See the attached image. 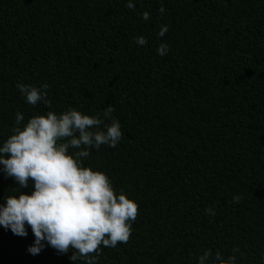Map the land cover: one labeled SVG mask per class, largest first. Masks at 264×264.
Returning <instances> with one entry per match:
<instances>
[{
  "label": "trees",
  "instance_id": "trees-1",
  "mask_svg": "<svg viewBox=\"0 0 264 264\" xmlns=\"http://www.w3.org/2000/svg\"><path fill=\"white\" fill-rule=\"evenodd\" d=\"M127 3L0 0V144L17 111L26 122L70 108L102 116L111 104L122 138L92 148L84 166L137 202L138 217L97 264H198L234 248L236 264H264V0ZM18 83H47L51 108L28 104ZM33 190L0 172V204ZM26 228L0 226V264H86L47 245L32 255Z\"/></svg>",
  "mask_w": 264,
  "mask_h": 264
},
{
  "label": "clouds",
  "instance_id": "clouds-1",
  "mask_svg": "<svg viewBox=\"0 0 264 264\" xmlns=\"http://www.w3.org/2000/svg\"><path fill=\"white\" fill-rule=\"evenodd\" d=\"M127 7L135 10L133 0H128ZM164 11L161 4L159 12ZM142 18L148 20L150 14L145 11ZM168 31L167 25H161L158 36L164 37ZM136 43L144 46L147 40L140 36ZM168 51L167 43L159 44L160 56ZM17 88L28 104L42 101L51 108L47 83L40 87L18 83ZM114 111L111 104L102 116L76 108L60 113L49 110L26 122L24 115L16 112L11 134L0 144V172L13 178L19 188L31 182L34 190L6 197V203L0 204V226L21 237L27 236L26 225L30 226L35 239L27 250L32 255L47 245L59 254L71 250L72 261L97 264L102 247L129 242L138 217L137 202L123 190L117 192L105 172L84 166L92 148H114L121 140V124L113 117ZM240 200V195L232 198V202ZM205 213L215 215L214 208H206ZM236 251L234 248L225 258L208 249L198 257V264H236Z\"/></svg>",
  "mask_w": 264,
  "mask_h": 264
}]
</instances>
